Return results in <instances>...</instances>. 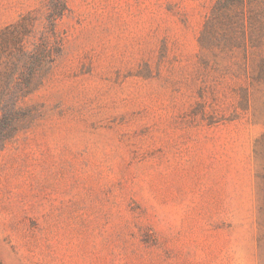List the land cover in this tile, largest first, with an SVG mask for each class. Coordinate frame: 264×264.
I'll return each mask as SVG.
<instances>
[{
  "label": "rangeland",
  "instance_id": "1",
  "mask_svg": "<svg viewBox=\"0 0 264 264\" xmlns=\"http://www.w3.org/2000/svg\"><path fill=\"white\" fill-rule=\"evenodd\" d=\"M216 1L0 0V264H264V42L201 46Z\"/></svg>",
  "mask_w": 264,
  "mask_h": 264
},
{
  "label": "trees",
  "instance_id": "2",
  "mask_svg": "<svg viewBox=\"0 0 264 264\" xmlns=\"http://www.w3.org/2000/svg\"><path fill=\"white\" fill-rule=\"evenodd\" d=\"M244 7H247L246 14L244 12ZM236 8H240L242 13V17L240 18L242 39L244 40V37H246L248 39V44L252 49H257L263 44L264 0H217L204 25L201 36L199 37V43L201 46L219 47L221 45H233L235 37L230 34L228 28L233 23V16ZM65 10L66 7L62 4L54 13V19L61 17ZM243 14L246 15V18H244ZM28 27L29 17L23 16L14 26H7L0 31V39L2 40V43L6 45L9 42L19 48L22 46V37L29 33ZM49 31L51 36L55 38L54 23H50ZM45 40H47V38L44 36V44L47 43ZM245 43L246 42H243V46ZM55 45H57V43ZM57 47L58 46H55L53 48L55 54L57 53ZM51 53L47 50V47L44 46V51L42 53L30 56L31 63L41 65V62H43L44 59H49ZM250 73L255 74L253 77L254 80L264 81V55L258 54L257 60H253ZM30 81L28 82L29 87L32 85V82ZM31 89H33V87H31Z\"/></svg>",
  "mask_w": 264,
  "mask_h": 264
}]
</instances>
